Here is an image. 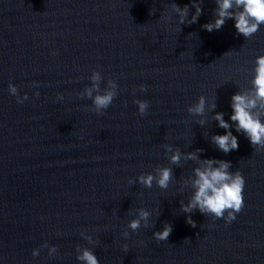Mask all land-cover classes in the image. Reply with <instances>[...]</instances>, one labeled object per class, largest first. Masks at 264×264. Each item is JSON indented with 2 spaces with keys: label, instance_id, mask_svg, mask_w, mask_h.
<instances>
[{
  "label": "water",
  "instance_id": "95a60500",
  "mask_svg": "<svg viewBox=\"0 0 264 264\" xmlns=\"http://www.w3.org/2000/svg\"><path fill=\"white\" fill-rule=\"evenodd\" d=\"M172 2L187 4L191 19L192 0H0V264H82L77 245L100 264H264V150L235 127L238 150L225 154L209 139L225 132L214 112L231 124L232 95L251 87L264 25L249 39L231 18L208 32L202 25L214 20L216 4L203 0L198 21L179 27ZM93 71L101 89L109 79L118 85L102 115L79 95ZM9 83L28 94L23 104ZM200 95L217 104L213 113L206 108L204 126L187 112ZM136 100L148 101L145 115ZM164 144L203 149L201 159L239 169L245 207L234 221L182 213L180 201L193 192L182 181L198 165L170 164ZM160 166L173 169L167 189L128 183ZM141 207L149 224L127 229L125 240ZM165 223L173 230L157 241ZM45 242L57 255L41 248L33 257Z\"/></svg>",
  "mask_w": 264,
  "mask_h": 264
},
{
  "label": "clouds",
  "instance_id": "9594fccd",
  "mask_svg": "<svg viewBox=\"0 0 264 264\" xmlns=\"http://www.w3.org/2000/svg\"><path fill=\"white\" fill-rule=\"evenodd\" d=\"M202 4L203 0H192L195 12L189 19L190 9L187 4L181 8L175 2L170 3L171 11L178 16L179 27L182 24L196 23L202 14ZM215 4L214 20L202 25L208 32L221 29L226 20L231 18L235 20L237 34L249 39L260 30L261 25H264V0H215ZM155 11L156 9L151 10L152 13ZM253 71L251 87L239 89L231 97V124L224 119L223 112L213 111L217 107L216 99L209 103L204 95H200L197 101L187 108L190 115L199 117L198 124L200 126L208 123L206 108L208 111L214 112L211 119L218 122V127L225 129V132L224 134L211 135L210 143L225 154L239 148L238 138L233 135L232 127H235L238 133L244 134L250 140L255 151L264 150V55L256 57ZM90 80L91 85L84 88L79 94L80 98L91 99L92 108L89 110L94 111L97 115H102L117 96L118 85L115 80L109 79L107 85L101 89L102 75L99 71H93ZM140 88L141 91L146 90L144 85H141ZM8 90L11 95L16 97L18 104H23L28 99L27 93L23 96L18 95V89L12 83H9ZM36 96H39V92L36 93ZM57 96L58 99H63V94L58 93ZM134 102L138 106L139 114L145 115L149 108L148 101L136 100ZM163 147L166 155L170 153L168 155L170 164L179 167L183 159L185 162L195 161L198 165L193 168V174L182 181V188L193 189L187 203L180 201L182 213L190 214L199 210L205 216L224 219L226 223L234 221L237 214L245 207L243 197L245 178L239 169L234 172L230 171L231 161L215 158L201 159L199 154L204 151L203 149L185 153L179 147L174 148L171 144H164ZM173 180V169L168 166H160L154 170V173L140 174L135 179L130 178L128 183L130 185L139 183L146 188H151L155 182L160 189H167ZM150 216L149 210L143 207L136 209V216L128 221L127 228L121 233L122 237L126 240L130 235L127 229L135 232L141 228L142 222L143 226L147 227ZM186 222L192 227H196V222L191 218V215L187 216ZM172 230V225L165 223L161 231L153 233V237L157 241H167ZM82 235L89 243L93 242L92 236L84 233ZM185 240L190 239L186 238ZM41 248L48 249L49 257H54L58 253L55 245L50 246L45 242L40 248L32 250V256H38ZM123 248L128 249L127 243L123 244ZM76 258L82 264H100L94 251L88 247L81 248L77 245Z\"/></svg>",
  "mask_w": 264,
  "mask_h": 264
}]
</instances>
